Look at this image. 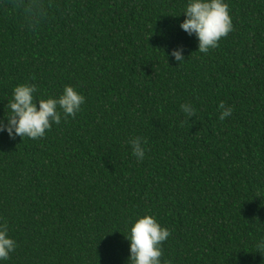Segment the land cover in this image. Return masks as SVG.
Listing matches in <instances>:
<instances>
[{
	"label": "trees",
	"instance_id": "1",
	"mask_svg": "<svg viewBox=\"0 0 264 264\" xmlns=\"http://www.w3.org/2000/svg\"><path fill=\"white\" fill-rule=\"evenodd\" d=\"M224 2L232 31L204 54L187 0H0V119L19 84L85 97L43 138L0 133L4 264H127L144 215L171 233L162 264H264V0Z\"/></svg>",
	"mask_w": 264,
	"mask_h": 264
},
{
	"label": "clouds",
	"instance_id": "2",
	"mask_svg": "<svg viewBox=\"0 0 264 264\" xmlns=\"http://www.w3.org/2000/svg\"><path fill=\"white\" fill-rule=\"evenodd\" d=\"M184 20L179 27L189 36L195 34L198 40V51L207 54L210 49L218 47L221 38L232 31V21L228 5L224 0H187L183 10ZM181 16V15H180ZM183 49L173 50L170 55L178 65L184 63ZM37 88L34 84H19L12 90V97L7 102L9 114L0 119V133L6 132L9 138L16 137L40 139L50 130L53 124H60L61 119L75 117L85 103V97L72 86H65L58 97L36 99ZM219 119L224 121L231 117L233 108L224 102L218 105ZM186 117L196 115L190 103L180 105ZM132 155L136 160L145 159L146 149L140 137L129 140ZM171 235L167 228L162 227L152 215H144L130 222L125 239L129 242L127 264H162V244ZM256 244L257 252H264V238ZM17 245L9 236L6 222H0V264L10 258ZM163 264H170L164 261Z\"/></svg>",
	"mask_w": 264,
	"mask_h": 264
}]
</instances>
